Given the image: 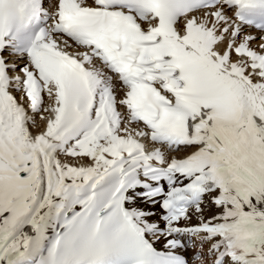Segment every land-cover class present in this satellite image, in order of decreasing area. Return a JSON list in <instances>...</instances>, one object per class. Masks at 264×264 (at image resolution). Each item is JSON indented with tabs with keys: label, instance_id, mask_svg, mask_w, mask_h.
Here are the masks:
<instances>
[{
	"label": "snow or ice",
	"instance_id": "snow-or-ice-1",
	"mask_svg": "<svg viewBox=\"0 0 264 264\" xmlns=\"http://www.w3.org/2000/svg\"><path fill=\"white\" fill-rule=\"evenodd\" d=\"M0 264H264V0H0Z\"/></svg>",
	"mask_w": 264,
	"mask_h": 264
}]
</instances>
